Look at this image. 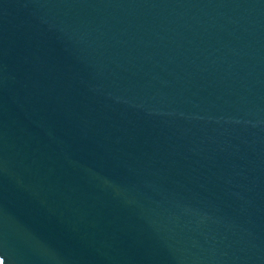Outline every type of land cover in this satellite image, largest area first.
Listing matches in <instances>:
<instances>
[{"label": "water", "instance_id": "obj_1", "mask_svg": "<svg viewBox=\"0 0 264 264\" xmlns=\"http://www.w3.org/2000/svg\"><path fill=\"white\" fill-rule=\"evenodd\" d=\"M0 264H264V0H0Z\"/></svg>", "mask_w": 264, "mask_h": 264}]
</instances>
